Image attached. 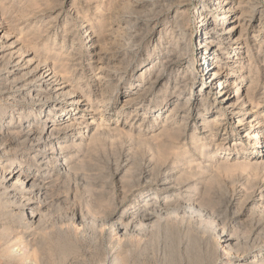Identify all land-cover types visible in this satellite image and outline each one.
Returning a JSON list of instances; mask_svg holds the SVG:
<instances>
[{
  "label": "rangeland",
  "instance_id": "rangeland-1",
  "mask_svg": "<svg viewBox=\"0 0 264 264\" xmlns=\"http://www.w3.org/2000/svg\"><path fill=\"white\" fill-rule=\"evenodd\" d=\"M37 1L38 8L29 9L27 0H0L2 27L9 33L3 52L20 48L26 52L25 60H32L31 68L42 57L52 60L62 55L73 40L79 54L75 57L77 66L68 70V89L87 106L72 108L64 141L73 143L77 135L84 133L87 138L94 135V139L88 152L76 155L74 159L78 158L79 163L75 161L70 174L53 177L57 182L52 179L47 196L41 198L45 208L39 223L28 226L27 219L21 216L26 208L19 207L20 199L14 198L11 189L4 190L2 176L4 170L18 165L33 174L44 173L43 167L34 164L36 155L38 160H60L57 145L52 150H40L36 147L39 130L35 136L28 135L25 129L26 125L43 129L56 118L50 114L42 123L37 112L28 108L18 111L19 103L30 107V102L20 98L12 84L0 81V144L5 152L0 153V264H116L119 249L124 264H205L213 252L215 264H225L234 254L222 249V234L237 241L240 256L259 249L253 248L252 242L259 243L264 236V46L259 49L252 36L261 29L259 17L264 14V0H256L258 8L252 18H246L251 22L243 33L246 45L239 51L242 68H233V78L224 84V95L232 93L240 97L239 103H244L241 115L236 113L240 106L228 112L219 109L220 99L214 94L217 84L207 82L205 71L197 74L193 84L182 82L181 73L193 71L188 67L200 58L195 47L198 37L194 31L199 19L194 0H171L167 4L172 6L169 10L173 14L178 11L181 30L188 35L179 49L186 63L177 68L164 66L163 80L158 84L150 83L170 50L164 39L170 24L160 23L152 32L144 26L145 20L159 21L158 14L150 13L156 0H112V15L120 22L130 19L127 26L134 29L137 41L130 43L118 37L123 44L118 43L120 56L128 66L118 69L116 83L97 88L89 77L92 57L81 30L83 21H87L96 35L107 22L98 13L100 10H94L97 1L86 6L85 0H77L74 7L69 5L73 0ZM107 1L100 2L109 5ZM77 3L82 4L77 8ZM66 27L70 33L63 42ZM185 45L190 49L187 52ZM209 48L213 66L221 65L226 57L224 50L216 43ZM232 48L227 51L233 52ZM1 74L0 71V79ZM216 115H223L222 126L213 124ZM238 118L243 120L240 128L234 126ZM77 120L85 125L78 127ZM257 128L261 131L259 143L253 142L252 147L246 134ZM153 157H161L162 161ZM144 194L154 200L155 211H148V222L128 221L132 236L119 242L112 214L118 208H133L135 200H141ZM207 240L219 248L212 250L210 242L206 251ZM14 241L19 243L15 248ZM7 247H12L10 257L2 254ZM22 247L35 254V263L32 258L22 263L14 260Z\"/></svg>",
  "mask_w": 264,
  "mask_h": 264
},
{
  "label": "bare ground",
  "instance_id": "bare-ground-1",
  "mask_svg": "<svg viewBox=\"0 0 264 264\" xmlns=\"http://www.w3.org/2000/svg\"><path fill=\"white\" fill-rule=\"evenodd\" d=\"M76 1L77 0H73L71 3H69V5L74 7V5L76 4ZM90 1H97V3L95 4L96 6H94L95 7L94 10H100V12H98V13H101L102 17H106V21H107L105 23V25L103 26V28L100 30V32L96 35H94V32L91 31V28L89 26V23H87V21H83V23L81 25L83 41L87 44V47L90 49L89 53H90V56L92 57V62L88 63V66H89L88 72H91V74H89V77H90L91 81L94 82V84L97 88L100 84L116 83V81H117L116 72L119 71L118 69H126V67L128 66V64L126 65L124 62L125 59H123L120 56L122 54H121V50H118V43H120L119 42L120 40H118V37H120L119 39L123 38L126 40V42L128 41L130 43L131 42L134 43L137 40H136L135 36L133 35V33L136 34L134 29L130 26H127V25H129V23H131V21L129 22L130 19L123 21V22L121 21L123 24H125V26H123V25H121L122 23L118 20V17L115 18L112 15V13H113L111 11L112 10L111 7H113L111 5L112 0H109V1L104 0V1H107V4H109V5L104 4V2H100L102 0H100V1H98V0H85V3L87 2L86 6H88V4H90V3H88ZM170 1L171 0H156L155 2H153L154 5H153L152 9L150 10V13L152 12L153 14H158L160 16L159 21L157 19L156 20H150L149 19V21L145 20V22H144V26L149 29L148 30L149 32L154 31V29L156 27H158L160 25V23L167 22L170 24L169 28H166V26L163 25V28L164 29L166 28L165 31L167 34V37L165 36L164 39H165V41H167V44L170 45V50L168 52H166L165 55L163 56V59L165 60V64L163 63L164 65L161 66L162 68H161L160 72H158L156 74V76L153 78V83L151 82L150 84H158L163 80V76H162L161 72L164 70V66H166L167 64L171 65V67L177 68V67L181 66L182 63H186V61L184 62V58H183V56L185 54L182 55L181 51H179V49L182 48V46H184L182 44V41L186 40L188 35H186V33L181 30L183 27L182 23H181L182 20L180 21V19H178V17L176 16V13L178 11L175 9L176 11L173 14L172 12H174V11L169 10V8H171L172 6L167 7V4ZM194 1H195V8L197 10V15H198L197 19H199L198 28L194 31L195 34L197 35L196 37H198V42L195 45V47H197V50L200 53V58L197 59L196 61H193V63H191V65L188 67L189 69H191L193 71L181 73L183 75V77H182L183 81L182 82L185 84H193L195 79H197V74H200V72L205 71L207 79H208L207 82L215 81L217 84L215 87V93L214 94L216 96H219V99H220L219 100V109L221 111L228 112L231 110L232 107L240 106L239 110H237L236 113H237V115H241L244 103L243 102L239 103L240 97H238L232 93L224 95V84L228 78H233V72H234L233 68H238V67L240 69L242 68L241 65L243 62H242L241 57H239V55H240L239 51L242 49V47H244L246 45V40L243 38V33L249 27V24L251 22L249 20H246V18L247 17H250V18L253 17L252 15L254 13V10L256 8H258V2L256 0H194ZM48 3H49V1H48ZM78 4H80V3H77V8H78ZM169 4H171V2ZM26 6L29 7V9L30 8H32V9L36 8L37 9L38 8L37 7L38 1L37 0H27ZM168 6H170V5H168ZM165 7H167V8L165 9ZM149 8H150V6H149ZM157 9H158V11H157ZM130 13H132V10H130ZM128 15H129V12H128ZM24 16H26V15H24ZM152 16L153 15H151V17L150 16L149 17L152 18ZM183 20H185V19H183ZM3 21H4V15L1 14L0 15V71L2 72V74H1L2 78L0 79V81L3 80L4 83L6 82V83H9L10 85L12 84L14 86L15 92L18 93V96L20 98H22L23 100H27L30 102V107L22 106L21 105L22 103H19L17 105L18 107L16 108L18 111H22V110H25L26 108H28L32 112H37L38 114L37 113L36 114L42 118V123L48 119L50 114H54L53 118H56L55 120L51 121L53 124H51V125L49 124L48 126H45L43 129L37 128L38 126L36 128H34L30 125H26L25 129L27 130L28 135L29 134H31V135L35 134V136H36V131L39 130L38 133H39L40 138L37 141V146H36V147H38V149L45 150L48 148L49 150H52L53 146L57 145V150L59 152V155L61 156L60 160H54L53 158L47 159L46 157L45 158L47 160H45V159L44 160L43 159L38 160L37 159L38 155H36L35 156L36 159L34 160V164H36V167H39V168L43 167L44 173L38 174V175L33 174L29 170H27L26 168L22 167L21 165H18V166H14L13 168L4 170L5 171L4 176H2L3 180L1 181V185L3 186L4 190L7 191L8 189H11L10 192L12 193L14 198L18 197L20 199L19 201L21 203L18 204L19 207L23 206L26 208L27 212H26V210L23 211V213H21L22 214L21 216H22V218L25 217V219H27V221H26L27 225L30 226V225H36L40 221L39 220L40 214H41V211H43L42 208L43 209L45 208V205H44V203H42L41 198L44 196H47L46 195V191H48L47 187H50L53 177L55 175H57L59 178V176L61 177L63 175H67L68 173L70 174V170H72L75 167V161L78 159V158H76V159H74V158L78 156L77 155L78 153H81V152L83 154L86 153L83 151L84 150L87 151L89 149L88 147L90 144H92V142H93L92 140L94 139V137H93L94 135L92 134L93 136L91 135L92 137L91 138L89 137L90 139L87 138L88 135L86 133H84L83 136L77 135L76 141L73 143L71 142L70 144H66L64 141L65 135L67 134V132L69 131V128H70L68 123H70L69 121H70L71 117L68 115L73 111L74 108H76V109L77 108L78 109L79 108H86V106H87L86 103L84 102V100H82L76 92L72 91L71 89H68L70 86V85H68L69 83H68L67 74L70 73L68 70L73 68V66L74 67L77 66V65H74L75 61L77 60V59L75 60V57L78 56V54H79L78 53L79 50H78V47L75 45V42H73V40H71L70 47H68L67 50L62 55H57L52 60H48L49 57H47V56L42 57L38 60L36 65L34 64L30 68V64L32 63V60H25L26 59V54H25L26 52L22 53L20 48L18 50L15 49L16 51L13 50V51L3 52L4 50H6V48L8 46V45L5 46V44L8 40V37H9V33L7 31L3 30V27H2L4 24ZM11 23H13V22H11ZM259 24L261 25L260 26L261 29H259L258 31H256L255 34H253L252 40H253V42L256 43V45L260 46L259 47V49H260L261 47L264 46V14L259 17ZM184 26H185V24H184ZM5 28H7V26ZM8 28H9V26H8ZM48 29H49V27H48ZM143 30H145V29H143ZM65 31L67 33H65V35H64L63 42L67 39L65 37H67L68 33H70L69 32L70 28L66 27ZM145 32L146 31H144V33ZM143 36L144 35H142V37ZM23 43L25 44L26 40H24ZM214 43H216L217 47L221 48V50H224V54L226 55L225 60H223V63L221 65H218V66L217 65L213 66L212 61H211L212 59L210 56L209 46H211V44H214ZM12 45L13 44H11V46ZM112 45H115L117 47H112ZM121 45H123V44H121ZM230 46H233V48H232L233 52H230V50L227 51L228 47H230ZM26 47H27V45H26ZM123 47H125V46H123ZM184 48H185L186 52L190 50L188 45L187 46L185 45ZM7 50H9V49H7ZM133 56L130 58H133ZM261 63H262V67H263L262 70L264 73V56H263V59H261ZM157 64H158V62L156 63L155 67H157ZM103 88H102V90H103ZM16 101H19V99L17 98ZM29 102H27V103H29ZM9 108H11V107H9ZM175 109H177V108H175ZM84 110H86V109H84ZM172 111L173 110H171V112ZM29 115H30V113H29ZM222 116L223 115H216L212 119V122L215 126H217V127L222 126V123L225 122V119ZM73 122H74V124L76 122V120L74 118H73ZM76 124L78 125V127H80V126L83 127L84 123H82L81 121H78ZM70 125H73L72 122ZM77 125H75V127ZM234 126L240 128L241 126H243V120L238 118L237 120H235ZM5 130H6V128H5ZM16 131H18V130H16ZM21 131L24 132L23 130H21ZM165 131H166V129H165ZM9 132L11 133V130ZM80 133L82 134V132H80ZM260 133H261L260 129L257 128L251 134H246V135H248V137L250 139L249 143L251 144L252 147L253 146L255 147L254 143L255 144L259 143ZM0 135H2L1 132H0ZM4 135H6V134L4 133ZM85 135H87V136H85ZM18 136H20V135H18ZM79 139H81V140H79ZM1 140L2 139L0 138V142H1ZM85 141H88V142H85ZM83 143H87V144L84 145ZM1 144H2V142H1ZM1 144H0V153H1V151H3V147L1 148ZM158 154H157V156H158ZM164 155H162V157ZM50 157H51V155H50ZM153 158H155V157H153ZM157 159H160V161H162L161 157L160 158L158 157ZM163 159H165V158H163ZM77 162H78V160L76 161V163ZM55 178H56V176H55ZM55 180L57 182V179H53V181H55ZM53 183L54 182H52V185H53ZM163 188L168 190L166 188V186H164ZM144 195L145 196H143L141 200H140V197H139V199H137V201L135 200V205L133 208H129V209H125L123 207L120 209L118 208V212H114L112 214L115 221L114 222L111 221V222H113V226L118 233L119 242L121 240H123L125 237L130 236L133 233V231L130 232V230H129L128 221H132V220L138 221L139 220L141 222H143V221L148 222L150 220L151 215L148 213V211L154 210L153 208L155 207V202L153 199L147 198L146 194H144ZM16 201H17V199H16ZM121 203H122V201H121ZM136 224H134V225H136ZM263 226H264V224H263ZM139 227H141V225ZM203 227H205V226H203ZM131 229H133V228H131ZM210 229H212V228H210ZM202 233H204V232H202ZM230 234H231V232H230ZM138 235H139V233H138ZM222 238H223V240L221 239L222 245L220 244L222 249L226 252L234 254V256L232 255L233 257L228 255V256H230V261L226 262V263L224 262L225 264H264V236L262 237V239L259 243H257L256 241L252 242V247L253 248H259V249H257V250L253 249L254 250L253 252H251L248 255H244V256H240L236 252V248L238 246V243L236 240H234L229 235L225 236V234H222ZM20 241H22V240H20ZM210 242H211L210 240H207L205 242L206 243V251H207V248L210 249V247L212 250L216 249V247L219 248L218 245H215L212 242H211L212 244H210ZM17 244H19V243L14 241L12 247L15 248V246H17ZM209 244L211 245L210 247H208ZM246 245L248 246L249 242H247ZM12 247H10V248H12ZM10 248L7 247V248L2 250V254L5 257L11 256ZM209 249H208V251H209ZM120 250L121 249H119V252H120ZM119 252H118V258L117 259L115 258L116 264H124V257H122V254L120 255ZM213 253L208 254L209 260L206 261L205 264H215L216 263V261L214 260V257H213ZM33 257L35 258L34 253H31L27 249V247H22L21 254L18 257H14V260H17L18 262L22 263V262L26 261L27 259H29V260H30V258L33 259ZM33 260L35 263L36 260L35 259H33ZM220 264H221V262H220Z\"/></svg>",
  "mask_w": 264,
  "mask_h": 264
}]
</instances>
